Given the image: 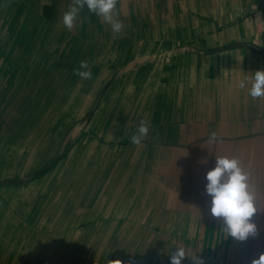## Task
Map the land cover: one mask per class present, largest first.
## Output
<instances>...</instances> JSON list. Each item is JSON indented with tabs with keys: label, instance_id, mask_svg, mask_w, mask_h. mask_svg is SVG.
<instances>
[{
	"label": "crops",
	"instance_id": "1",
	"mask_svg": "<svg viewBox=\"0 0 264 264\" xmlns=\"http://www.w3.org/2000/svg\"><path fill=\"white\" fill-rule=\"evenodd\" d=\"M71 2L0 0V199L25 190L38 197L35 185L21 189L34 182L27 176L75 143L57 161V171L67 167L54 186L63 204L46 209L45 226L13 218L29 221L38 205L0 204V264H36L22 252L42 232H52L46 244L62 246L58 263L88 262L71 247L95 242L102 229L114 247L104 252L109 264L123 244L121 264H171L179 248L181 264L264 257V98L248 94L264 70V0H119L118 35L86 6L69 31ZM81 61L92 79L74 75ZM141 120L150 130L137 147L130 137ZM211 132L223 142L209 144ZM223 156L240 161L255 196L257 230L245 241L227 236L210 212L206 175ZM49 171L43 176L53 182ZM16 223L24 232L7 257L3 226ZM118 230L125 233L113 239Z\"/></svg>",
	"mask_w": 264,
	"mask_h": 264
},
{
	"label": "clouds",
	"instance_id": "2",
	"mask_svg": "<svg viewBox=\"0 0 264 264\" xmlns=\"http://www.w3.org/2000/svg\"><path fill=\"white\" fill-rule=\"evenodd\" d=\"M119 0H72L69 10L63 16L64 26L71 31L78 21L79 14L85 6L103 21L110 25L115 34L123 30V22L119 19L117 5ZM83 69V70H81ZM87 61H81L77 69H73L74 75L82 80L92 79V73ZM251 88L248 94L253 98H264V70H258L251 79ZM247 80L239 82L238 87L244 89ZM146 121L141 120L135 134L130 137V142L143 147L142 141L149 134ZM222 139L216 132H211L208 137L209 144L222 143ZM206 192L211 199V215L222 218L223 231L238 241H245L249 236L256 234V225L251 218L257 213L255 196L249 191V176L240 166V161L235 157H216L213 170L206 175ZM186 252L179 248L171 255V264H181ZM195 264H201L197 259ZM254 264H264V257H260Z\"/></svg>",
	"mask_w": 264,
	"mask_h": 264
},
{
	"label": "rangeland",
	"instance_id": "3",
	"mask_svg": "<svg viewBox=\"0 0 264 264\" xmlns=\"http://www.w3.org/2000/svg\"><path fill=\"white\" fill-rule=\"evenodd\" d=\"M0 12H3L2 9H0ZM7 12H10V11H7ZM85 138H86L85 141L95 140L94 136L88 135V134H86ZM75 142L77 143V140H75ZM74 144L75 143H72V140L68 144L66 143L64 145L63 149L56 151V156L54 158H56L57 156H61V157L65 156L67 152L70 153L71 152L70 148L72 146H74ZM77 155H78V152L75 153V158ZM56 164H57V162L52 167V168H54V171H55V172H53L55 175V178H53V180H54L53 182H51V181L47 182L48 180L46 179V177L41 176V177L37 178L36 180H34V182L32 181L33 182L32 184H30L31 183L30 182L27 185H23L21 187V189H24V187H26V186L30 187L29 185H33V186L35 185V187H33L32 190L36 191V193L38 194V197H35V196L30 197L29 194H25V191H26L25 190L23 192L24 194H21L20 197H18V199L17 198L0 199V204L3 203L6 207L10 206V207L16 208V206H17L20 209L24 210V209H26V206H32V211H35L34 205H38V208L43 209V210L39 211L40 213L37 212L39 210V209H37V211H35V212H37L36 215L31 214L32 217L30 218L29 221L27 220L28 214H21L24 217H19L18 215L17 216L15 215L16 217L13 216V218H15V219L19 218V219H21V221L22 220L24 221V219H22V218H26V221H27L26 224L31 226V227H34L33 223H35V222H37L40 226H42V225L45 226L47 224L46 219L48 218L46 215H44L46 213V209H48V207L52 206V205L58 206V207L62 206L63 198H62V196H59V195L55 196V190L56 189L54 188V186L58 185L60 183V181H61L60 175L66 174L67 167L65 169H61V167H59V170L57 171L55 169ZM73 166H75L74 161L70 163V167H69L67 173H69V174L73 173L74 174V169L76 170V167H73ZM51 173H52V171L51 172L48 171V174H51ZM56 177H58V178H56ZM19 184H23V183L19 182ZM46 184H47V189H46ZM42 211H44V212H42ZM9 225L10 224H6L5 226H3V230H2V236H4L6 239L7 257H9V254L13 253L12 246L14 244L11 245V243H14V242H12L13 239H15V238L17 239L20 236V234L22 232H24V228H22L21 229L22 231L20 230L21 232L19 233V223L13 224V226H9ZM41 231H48V230H41ZM18 233H19V235H18ZM46 233H47V235H49V237H51L52 232H46ZM46 233L42 232L43 238L45 237L44 235H46ZM53 233H56V235L54 236V239H56L57 237H59V238L61 237L60 234L57 235V232H53ZM102 233H103V229L101 231H99L98 237H97L95 242L93 240L91 242L86 241V244L82 243L80 246L74 245L71 247V249H80L82 255L84 257H86L87 260H89L87 262V261H83V259H81V262H82L81 264H109L108 256L106 257V255H109V251H107V250L109 248H111V250L113 251L114 247L113 248L110 247L111 241H110L109 237H104V238L100 239V237L102 236ZM124 233H125V230H118V231H114L111 236H113V239H115L117 236H121ZM42 234H40V235H42ZM91 234H93V231L90 230V235H88V237L84 236L85 240H87L89 238V236L93 237ZM139 236H141V232H138L137 234H135V237H139ZM43 238L39 237V240L35 241L32 252H30L29 250L31 249L33 244L31 246H29L30 243H28L24 247L22 253L27 254V255H33V254L36 255V257L38 259V262L36 264H45L44 259H47L48 261L52 260L53 261L52 264H60V263H58V261H61L60 253H61V250L63 249L62 246L58 245L56 247V245H53V247H52L51 244H46L47 241H45V239H43ZM58 241H61V240H58ZM122 241H125V240L122 239ZM25 243H27V242H25ZM55 244H57V243H55ZM100 249H102V250H100ZM125 249H126V244H123L122 246H117L116 249L114 250L115 255L118 256L117 264H121L120 261L125 260ZM99 251H101L100 255H99ZM104 252H106V255L103 258ZM93 256H95L97 260H93L94 259ZM117 256H115V257H117ZM7 264H10V263H7Z\"/></svg>",
	"mask_w": 264,
	"mask_h": 264
},
{
	"label": "trees",
	"instance_id": "4",
	"mask_svg": "<svg viewBox=\"0 0 264 264\" xmlns=\"http://www.w3.org/2000/svg\"><path fill=\"white\" fill-rule=\"evenodd\" d=\"M61 158V156H57L56 158H54L52 161H50L49 163L45 164L44 166H42L41 168H39L38 170H36L34 173H32V175H28L27 179L29 180H35L41 176H43L45 173H47L54 165L55 163ZM36 174V175H35ZM17 185L19 183H16ZM1 187V184H0Z\"/></svg>",
	"mask_w": 264,
	"mask_h": 264
},
{
	"label": "water",
	"instance_id": "5",
	"mask_svg": "<svg viewBox=\"0 0 264 264\" xmlns=\"http://www.w3.org/2000/svg\"><path fill=\"white\" fill-rule=\"evenodd\" d=\"M97 102H98V100H97ZM36 175V174H35Z\"/></svg>",
	"mask_w": 264,
	"mask_h": 264
}]
</instances>
